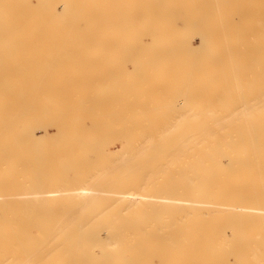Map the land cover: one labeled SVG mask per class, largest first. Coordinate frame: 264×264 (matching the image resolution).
I'll return each instance as SVG.
<instances>
[{"label": "bare ground", "instance_id": "1", "mask_svg": "<svg viewBox=\"0 0 264 264\" xmlns=\"http://www.w3.org/2000/svg\"><path fill=\"white\" fill-rule=\"evenodd\" d=\"M0 264H264V0H0Z\"/></svg>", "mask_w": 264, "mask_h": 264}, {"label": "rangeland", "instance_id": "2", "mask_svg": "<svg viewBox=\"0 0 264 264\" xmlns=\"http://www.w3.org/2000/svg\"><path fill=\"white\" fill-rule=\"evenodd\" d=\"M39 60L42 61L41 58H39ZM38 104L40 105L41 103H38ZM112 108H115L116 113H118V114H120V115H124V114H126V113L123 111V109H122V107H121L120 104L117 105V106H115V107H111V106L109 105V106L106 108V110H109V109H112ZM86 119L88 120L89 118H86Z\"/></svg>", "mask_w": 264, "mask_h": 264}]
</instances>
